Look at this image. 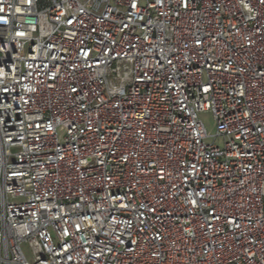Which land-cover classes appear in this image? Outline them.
Returning a JSON list of instances; mask_svg holds the SVG:
<instances>
[{
  "label": "built area",
  "instance_id": "1",
  "mask_svg": "<svg viewBox=\"0 0 264 264\" xmlns=\"http://www.w3.org/2000/svg\"><path fill=\"white\" fill-rule=\"evenodd\" d=\"M0 264H264V0H0Z\"/></svg>",
  "mask_w": 264,
  "mask_h": 264
},
{
  "label": "rangeland",
  "instance_id": "2",
  "mask_svg": "<svg viewBox=\"0 0 264 264\" xmlns=\"http://www.w3.org/2000/svg\"><path fill=\"white\" fill-rule=\"evenodd\" d=\"M199 119L203 123V125L207 131V135L209 136L206 139V143H212L213 142V136L216 134L215 121H214L212 114L210 112H203V113L199 114ZM216 145L219 147L222 146L221 139L216 141ZM21 250H22L23 254L25 255L26 259L30 262L32 260V252H31V249L28 246V244L23 243L21 245Z\"/></svg>",
  "mask_w": 264,
  "mask_h": 264
}]
</instances>
